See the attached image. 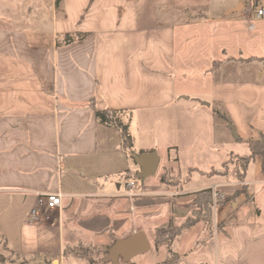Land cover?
<instances>
[{
  "label": "crops",
  "instance_id": "obj_1",
  "mask_svg": "<svg viewBox=\"0 0 264 264\" xmlns=\"http://www.w3.org/2000/svg\"><path fill=\"white\" fill-rule=\"evenodd\" d=\"M56 1L0 0V264H112L77 249L139 231L154 243L158 229L198 215L207 188L227 201L209 221L200 213L158 264H264V159L244 181L219 173L264 133V17L255 14L264 0ZM67 33L86 36L59 46ZM106 107L124 111L133 152L99 121L95 109ZM155 119L160 143L144 146ZM160 147L170 174L184 162L204 179L140 178L134 154L163 160ZM243 185L251 200L232 197ZM42 193L61 194L62 205L38 207ZM214 230L218 249L205 261L197 245Z\"/></svg>",
  "mask_w": 264,
  "mask_h": 264
},
{
  "label": "trees",
  "instance_id": "obj_2",
  "mask_svg": "<svg viewBox=\"0 0 264 264\" xmlns=\"http://www.w3.org/2000/svg\"><path fill=\"white\" fill-rule=\"evenodd\" d=\"M60 1L61 0L56 1L58 6L60 4ZM256 5H257V0L253 2V7H255ZM85 36H86L85 33H67L58 37L57 44L59 46L70 44L72 42L84 39ZM215 111L218 115L222 116L227 121L231 122L230 118L226 113H222L220 109H216ZM95 112L100 122L119 130L122 139L123 149L129 152H133L134 149L133 137L130 132L128 124L125 123L123 120L124 111L106 107L104 109H95ZM244 142L248 145L250 153L247 155H238L233 153L230 157L235 160L234 164L236 165V167H234V169L230 171L228 167V161H226L223 165L224 171L219 173L224 174L226 176H231L238 181H244L247 176L248 168L251 165V163L255 160V158L257 156H262L264 159L263 132H259L256 137L244 140ZM262 170L264 171V164ZM214 172L217 173L218 171L214 170ZM134 177L136 179L138 178L136 174H134ZM160 179L162 182L167 183L169 185L182 184V176L180 174L172 175L170 174L169 171H167V173H162ZM240 193H245L246 199L251 200V196L247 192V185H243V189L241 191L236 192L234 195H232V197H236ZM226 201L227 199H224L222 201L218 200L217 204ZM195 202L199 208V210L197 211L198 215H196L195 217L188 218L186 222L180 226H176L173 222H170L168 226L158 229L154 234V243L156 247L163 244L170 245L182 233L184 229L191 226L195 221H197L200 218L199 216L200 213H202L201 218H204L208 221L209 219H211L215 204L213 189L207 188L199 191ZM108 252H109V247L105 248L102 251L103 255L100 257L101 262L111 263L103 260V257L106 256Z\"/></svg>",
  "mask_w": 264,
  "mask_h": 264
},
{
  "label": "rangeland",
  "instance_id": "obj_3",
  "mask_svg": "<svg viewBox=\"0 0 264 264\" xmlns=\"http://www.w3.org/2000/svg\"><path fill=\"white\" fill-rule=\"evenodd\" d=\"M32 14L33 13L31 12V15ZM132 118L133 117L130 115L128 117V122L131 125V128H132L134 134L137 135V127H136L134 120ZM230 124L231 123H229V125ZM146 128L147 129L145 130V132H143L141 135L142 136V143L144 144V146H150V145H153L156 143H160L161 123L157 119L150 120V121H148ZM137 147L139 148V145ZM237 147H238V149L243 148V146L240 144ZM160 148H162V149H160V153L162 155L163 160H161V162H160L157 174L155 176H153L152 179H158L162 173H167V171H168V163L165 162V158H166L165 152L166 151L163 147H160ZM234 161L235 160L232 159L231 157L228 160V167H229L230 171L233 170L234 167H236V165L234 164ZM252 166L253 165L251 163V165L249 166V169H248L249 171L247 172L248 174L250 171H252V168H253ZM222 170L224 171V168ZM212 172H214V171H212ZM175 173H181L182 183L184 181L189 180L190 178L193 179L194 181L198 180V179L199 180L204 179L203 177L201 178L198 175H194V174L192 175L191 172H189L187 169H185L184 162H179V164L177 166V170ZM250 174H251V172H250ZM183 187H186V185H184ZM215 211L217 212V214L219 213L220 204L215 209ZM217 214H216V216H217ZM203 236H206L205 233L202 234L201 237L203 238ZM208 236H210V235H208ZM219 238H220V234L218 233V231L214 230V232L212 233V238L209 239V237H208V239L210 240L209 242L207 240L206 243L203 244V242H200L199 245H197L200 248L202 246L203 247L200 250V252L199 251L197 252L196 255H198L199 257L204 256L205 261L211 260V257L213 256L215 249H218L217 245H218ZM170 245H171L172 251H176L177 247H178V249H180V246L177 244V242H173ZM93 249L92 248H86V247H79L77 250H79V252L82 255L86 256L88 259L97 260V262H100V254L99 253L102 252L103 250L97 249L96 247H94ZM168 249H169V246L167 244H163V245H161V247L157 248L155 246V243H153V241H152L151 242V248L148 252L138 255L128 262H121L120 264H158V263H160V260H163L162 258L165 259L167 254H168V256L166 257V259L168 260V257L170 254V253H168L169 252ZM192 251H195V250L192 249L190 252H192ZM201 252H203L202 255H200ZM71 262H72V260L70 261V263Z\"/></svg>",
  "mask_w": 264,
  "mask_h": 264
},
{
  "label": "water",
  "instance_id": "obj_4",
  "mask_svg": "<svg viewBox=\"0 0 264 264\" xmlns=\"http://www.w3.org/2000/svg\"><path fill=\"white\" fill-rule=\"evenodd\" d=\"M230 128L235 139H239L234 125L230 124ZM134 159L141 166L140 178H147L158 172L161 160L156 152L135 153ZM150 248L151 242L149 238L143 231H139L128 238L117 239L110 246L108 254L104 256V261H110L112 264H120V261L128 262L134 257L148 252Z\"/></svg>",
  "mask_w": 264,
  "mask_h": 264
},
{
  "label": "built area",
  "instance_id": "obj_5",
  "mask_svg": "<svg viewBox=\"0 0 264 264\" xmlns=\"http://www.w3.org/2000/svg\"><path fill=\"white\" fill-rule=\"evenodd\" d=\"M257 17H264V8L260 7L256 9L255 12ZM214 192V201L215 205H217V201L220 199L218 191L215 189ZM62 205V195L59 193H42L37 196V206L45 207L46 209H55ZM35 210V209H34Z\"/></svg>",
  "mask_w": 264,
  "mask_h": 264
}]
</instances>
